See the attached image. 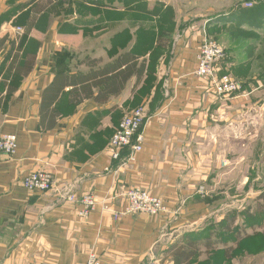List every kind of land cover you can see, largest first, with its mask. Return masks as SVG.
<instances>
[{
    "label": "crops",
    "instance_id": "0c3cea01",
    "mask_svg": "<svg viewBox=\"0 0 264 264\" xmlns=\"http://www.w3.org/2000/svg\"><path fill=\"white\" fill-rule=\"evenodd\" d=\"M88 1L0 0V133L18 143L16 155L0 161V264H86L91 255L102 264H186L172 247L192 244L200 253L189 264H264V224L248 231L235 218L210 231L224 220L214 219L208 192L220 173L209 165L210 131L236 122L256 98L234 60L221 76L242 82L243 92L227 100L197 76L204 31L216 34L234 9L190 22V0H92L105 8ZM157 5L172 32L149 87ZM135 58L137 71L146 63L141 77L128 72ZM140 106L149 115L143 150L121 167L108 146ZM40 170L52 174L55 191L93 193L95 209L83 216L79 202L28 192L22 181ZM134 187L161 199L166 213L115 218L125 209L121 192Z\"/></svg>",
    "mask_w": 264,
    "mask_h": 264
},
{
    "label": "rangeland",
    "instance_id": "374dc122",
    "mask_svg": "<svg viewBox=\"0 0 264 264\" xmlns=\"http://www.w3.org/2000/svg\"><path fill=\"white\" fill-rule=\"evenodd\" d=\"M252 1L190 0L189 3L192 4L190 12L193 14L190 22L196 21L197 18L209 19L211 16L207 14L210 15L212 12L231 11L236 8L238 2H242L243 5ZM87 15L90 17L91 13ZM229 25L230 23L227 24V28ZM244 29L252 31L247 26ZM254 31L259 38L246 40V46L253 48L250 53L246 47L236 49L237 44L234 43L230 31L211 35L213 40L232 52L228 54L229 58L234 54L232 64L237 65V60L244 58L246 63L252 65L249 78L256 98L251 104L252 108L247 109L236 122L231 120V125L211 130L209 137H213L214 145L206 146L209 148L207 156H210V153L213 156V160H209V165L213 166L215 163L217 168L218 166L220 168V173L213 177L208 190L212 197L210 204L214 207L212 208L215 212L214 219L223 220L229 214L238 212L236 218H239V224L246 226L248 231L254 227L261 230L264 224V204L259 201V196L264 193V27L254 28ZM252 218L255 219L254 223L250 221Z\"/></svg>",
    "mask_w": 264,
    "mask_h": 264
},
{
    "label": "built area",
    "instance_id": "2783aa9c",
    "mask_svg": "<svg viewBox=\"0 0 264 264\" xmlns=\"http://www.w3.org/2000/svg\"><path fill=\"white\" fill-rule=\"evenodd\" d=\"M264 2V0H253L244 3L243 8L251 9ZM18 35L24 34L23 28H17ZM226 48L213 40L206 31L203 33L202 42L198 50L197 76L218 98L227 100L243 92V84L231 75L221 76L222 65L228 59ZM148 110L140 106L124 115L119 127L113 135L108 150L111 160L121 162V167L132 164L136 155L141 153L144 144V127L148 121ZM18 143L14 135L0 133V161L4 158L12 159L17 152ZM129 149L127 158H122L124 150ZM23 187L31 193L42 192L43 194L54 192L60 200L68 202H79L84 206L83 216H88L97 206V197L93 193H84L78 196L72 188H65L63 191H55L52 174L47 170H40L29 174L23 181ZM204 195V191L201 192ZM125 201V209L116 215L119 219L126 215H149L159 216L166 213L163 201L153 197L142 188L134 187L124 190L120 194ZM86 264H102L100 258L91 255Z\"/></svg>",
    "mask_w": 264,
    "mask_h": 264
},
{
    "label": "trees",
    "instance_id": "16d2710c",
    "mask_svg": "<svg viewBox=\"0 0 264 264\" xmlns=\"http://www.w3.org/2000/svg\"><path fill=\"white\" fill-rule=\"evenodd\" d=\"M88 1V0H87ZM95 1V0H94ZM92 3L91 1H88L89 4L96 5L99 8H105V6L100 5L98 2ZM126 4H129V2H126ZM141 7V6H140ZM139 8V7H137ZM141 9V8H140ZM44 12L43 9L38 11L39 15H42ZM153 17H157L159 21L158 25V32L155 34V30L151 32V37L153 38V43L155 40L156 45H152V50L149 52V63H148V78L146 80L147 86L151 87L153 84L156 83V69L158 65L159 59L163 56L164 54V49L168 47L169 43L171 42V29L170 28H164L163 29V23L162 20L164 17H166V13L164 12L163 8L160 6H156L155 9H153L152 13ZM38 15V16H39ZM39 18V17H38ZM38 18H32L30 21V27L34 26L38 22ZM40 19V18H39ZM222 19V24L223 26L215 30L214 32H220L222 33L223 31H230L232 38L235 40V44H237L236 49H239L238 47L245 48L247 51L250 53L253 51V48H250L249 46H246V40L248 38H259V36L255 33L254 28H260L262 29L264 27V2L261 4L257 5L255 8L251 9H245L243 8L242 2H238L236 5V8L233 10V12L228 16L227 18H221ZM42 21H40L41 23ZM230 23L229 28H227V24ZM249 27L252 31H247L244 28ZM254 31V32H253ZM141 33V32H140ZM214 34V33H213ZM157 38L155 39V37ZM212 33L209 34L211 37ZM155 36V37H154ZM219 43V42H218ZM228 54L232 53L230 50L227 51ZM229 56V55H228ZM230 60H234V57L226 60V62H229ZM238 61V60H237ZM241 62L238 63V66L235 67L234 73H236L238 78H247L250 75L251 72V64L246 63L245 59L243 58L240 60ZM138 60L135 58V63L133 65L134 68L132 69L131 67L128 68L129 73H134L137 71ZM245 64V65H244ZM245 66V67H244ZM146 68V63H144L140 69L137 71V74L141 77L142 71ZM123 76L121 73H119L117 77ZM103 83H107L106 79H103ZM259 201L263 202L264 204V193L259 196ZM238 212H234L233 214H229L223 222L219 224L212 223L210 224V231H214L215 233H219L225 222L227 223H235L236 221V215H238ZM242 214V213H240ZM241 216V215H240ZM244 216V214H243ZM246 216V215H245ZM230 219V220H229ZM251 222H255V219H250ZM225 232H231L232 228L230 225L224 226ZM174 250V257H177L180 262L184 263L187 262L186 264H189L192 262V260L200 253L197 245L192 244L187 248L184 247H178V245H175L172 247ZM171 249V250H172Z\"/></svg>",
    "mask_w": 264,
    "mask_h": 264
}]
</instances>
